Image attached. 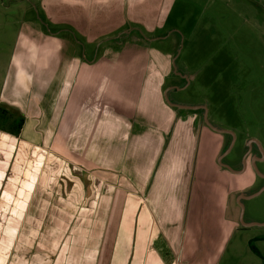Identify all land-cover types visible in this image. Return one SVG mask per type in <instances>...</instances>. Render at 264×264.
Returning <instances> with one entry per match:
<instances>
[{
  "label": "crops",
  "instance_id": "1",
  "mask_svg": "<svg viewBox=\"0 0 264 264\" xmlns=\"http://www.w3.org/2000/svg\"><path fill=\"white\" fill-rule=\"evenodd\" d=\"M80 2L0 0V110L9 116L0 119V264H14L15 252L27 261L32 222L47 242L44 251L35 241L39 264L61 252L94 264H181L185 228L214 222L189 219L203 127L195 110L165 101L172 56L131 41L103 46V10L94 20ZM222 149L208 153L214 164ZM226 170L214 169L229 181Z\"/></svg>",
  "mask_w": 264,
  "mask_h": 264
},
{
  "label": "rangeland",
  "instance_id": "2",
  "mask_svg": "<svg viewBox=\"0 0 264 264\" xmlns=\"http://www.w3.org/2000/svg\"><path fill=\"white\" fill-rule=\"evenodd\" d=\"M80 3L84 10H95L94 20L101 19L98 10H103V32H98L103 36V46L131 41L172 56L168 79L173 88L167 92L165 101L172 105L204 106L208 124L217 130L205 123V111H194L204 132L195 159L197 169L190 181L193 213L189 219L204 227L210 224V218L214 222L207 232L206 228L201 232L193 230L194 237L185 228L188 247L180 254L181 264L186 259L191 264H264V225L243 226L237 201L238 196L251 195L264 187V179L250 167L256 154L262 156L260 149L255 143L251 149L248 146L250 140H256L264 155V27L260 23L264 12L260 10L259 0H85ZM44 7L51 8L48 4ZM47 24L52 29L48 21ZM74 35V39L83 40L76 32ZM80 52L82 49L78 48ZM13 125L6 123L4 127L11 129ZM228 147H231L229 153L219 164L218 158ZM212 148H223L215 164L208 155L215 152ZM203 160L212 162L206 172ZM244 161L246 167L240 174L226 168L229 181L214 171L222 166L240 171ZM256 168L264 175V157L256 163ZM241 204L244 223H264V191L242 200ZM32 224L29 227L34 229V239L23 264H39L37 251L43 245L44 251L47 250V242L40 238L41 225L36 232L37 223ZM195 233L201 237L196 239ZM210 233H223L228 240H212ZM55 238L54 235L56 242ZM35 241L41 249L35 247ZM10 260L19 264L16 252ZM53 260L52 264H94L95 256L61 252Z\"/></svg>",
  "mask_w": 264,
  "mask_h": 264
},
{
  "label": "water",
  "instance_id": "3",
  "mask_svg": "<svg viewBox=\"0 0 264 264\" xmlns=\"http://www.w3.org/2000/svg\"><path fill=\"white\" fill-rule=\"evenodd\" d=\"M167 92H168V90L166 91L165 96L167 95ZM175 106H176L177 108H179V109H183V110H199V109H202L203 111H205V113H204V121H205V123H206V124L212 129V130L217 131L215 128L211 127V126L208 124V121H207V118H206V108H205L204 106H180V105H175ZM220 132H222V131H220ZM223 133H228V132L225 131V132H223ZM228 134H231V133H228ZM252 143H255V144L259 147V149H260V153H261V155H262V156H261V159H259V160L262 161L264 155H263V152H262L261 147L259 146V143H258L256 140H250L249 143H248V146L250 147V149H251V145H252ZM230 149H231V147H228V149L225 151V153H223V154L219 157V159H218L219 164H221V160H222L223 156H225L227 153H229V150H230ZM246 156H247V154H246ZM252 164H253V167H254L256 173H257L261 178L264 179V175H262L261 173H259V171H258L257 168H256L255 159H252ZM224 167H226L229 171H231V172H233V173L239 174V173H242V172L244 171V169H245V161H244V164H243V168H242L240 171H233L231 168H229V167H227V166H224ZM263 191H264V187H262L260 190H258L257 192H255V193H253V194H251V195H248V196L240 195V196H238L237 201H238V204L240 205V208H241V212H240V222L242 223L243 226H245V227H250V226H255V225H264V223H263V224H258V223H249V224H247V223H244V222H243V205L241 204V201H242V200H248V199L254 198L255 196H257V195H259L260 193H262Z\"/></svg>",
  "mask_w": 264,
  "mask_h": 264
},
{
  "label": "flooded vegetation",
  "instance_id": "4",
  "mask_svg": "<svg viewBox=\"0 0 264 264\" xmlns=\"http://www.w3.org/2000/svg\"><path fill=\"white\" fill-rule=\"evenodd\" d=\"M250 155V154H249ZM253 159H255V164L256 163H259V162H261V160H259V159H261V156L258 154H256L254 157H253ZM245 167H246V164H245ZM250 167H251V169L254 171V167H253V164L252 163H250Z\"/></svg>",
  "mask_w": 264,
  "mask_h": 264
},
{
  "label": "trees",
  "instance_id": "5",
  "mask_svg": "<svg viewBox=\"0 0 264 264\" xmlns=\"http://www.w3.org/2000/svg\"><path fill=\"white\" fill-rule=\"evenodd\" d=\"M8 116V113L4 110H0V119H4Z\"/></svg>",
  "mask_w": 264,
  "mask_h": 264
}]
</instances>
